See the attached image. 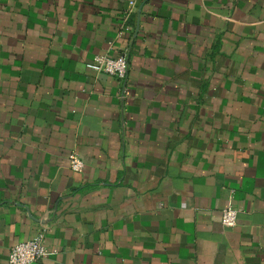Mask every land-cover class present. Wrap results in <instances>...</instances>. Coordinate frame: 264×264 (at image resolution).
<instances>
[{
    "label": "crops",
    "instance_id": "0c3cea01",
    "mask_svg": "<svg viewBox=\"0 0 264 264\" xmlns=\"http://www.w3.org/2000/svg\"><path fill=\"white\" fill-rule=\"evenodd\" d=\"M39 233L33 264H264V0H0V264Z\"/></svg>",
    "mask_w": 264,
    "mask_h": 264
},
{
    "label": "built area",
    "instance_id": "2783aa9c",
    "mask_svg": "<svg viewBox=\"0 0 264 264\" xmlns=\"http://www.w3.org/2000/svg\"><path fill=\"white\" fill-rule=\"evenodd\" d=\"M133 4V1L131 2ZM89 67L97 72H104L112 75L120 81L126 80L129 72V60L126 53L110 55L99 53L89 64ZM69 165L73 171H83L85 162L76 152L68 154ZM238 221V211L228 205L222 212V223L226 227H234ZM50 255L45 243L43 233L33 238L16 243L10 250L8 264H33Z\"/></svg>",
    "mask_w": 264,
    "mask_h": 264
}]
</instances>
